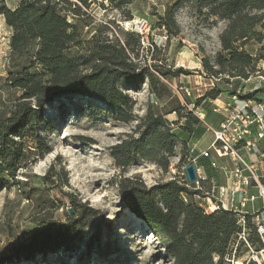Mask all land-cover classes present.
Segmentation results:
<instances>
[{
  "label": "trees",
  "instance_id": "trees-1",
  "mask_svg": "<svg viewBox=\"0 0 264 264\" xmlns=\"http://www.w3.org/2000/svg\"><path fill=\"white\" fill-rule=\"evenodd\" d=\"M88 1L18 0L9 8L5 0H0V16L12 32L8 42L6 82L11 90L19 93L14 111L8 118H0V192L20 185L16 179L19 168L45 152L35 136V126L43 125L40 109L60 96L91 100L105 107L113 121L129 124L135 121L134 104L120 86L138 90L147 84L149 94L164 106L159 108L155 102H148L146 113L139 119L133 135L110 148L115 166L125 169L143 159L167 172L177 145L184 149L181 163L198 156L190 153L188 142L202 137L203 122L188 113L163 82L187 73L182 68L163 72L160 65H151L153 71L147 67L139 69L132 59L141 45L140 35L136 33L123 31V41L101 39L99 31L90 39H84L79 16L81 8L89 7L94 0ZM104 1L117 9L133 2ZM182 4L200 7L208 15L226 21L227 26L219 36L221 51L216 55L215 66L207 58L202 60L205 75L215 80L230 77L240 82L249 79L256 72L257 58L238 43L262 42L264 0H179L164 10V15L158 16L157 27L163 28L168 38L179 34L174 15ZM219 94L220 91L213 89L204 98L194 101V108H199L201 101L211 102ZM262 94L264 90L258 89L241 99L258 102ZM212 110L213 106L211 114L220 117ZM168 114L175 115L176 124L183 120L178 126L183 138L174 134L173 124L165 119ZM30 142L34 147L28 146ZM206 183L209 181L200 180L199 185L204 187ZM120 189L127 209L158 238L173 264H224V258L230 257V247L240 232L236 214L224 209L206 212L189 199L203 197L201 189H195L186 180L175 179L151 189L139 182L123 180ZM207 189L210 190L209 186ZM82 214L79 212L78 217L63 223L49 220L39 223L21 256L27 258L69 249L70 243L83 231L80 228ZM214 258H218L217 263Z\"/></svg>",
  "mask_w": 264,
  "mask_h": 264
},
{
  "label": "rangeland",
  "instance_id": "rangeland-1",
  "mask_svg": "<svg viewBox=\"0 0 264 264\" xmlns=\"http://www.w3.org/2000/svg\"><path fill=\"white\" fill-rule=\"evenodd\" d=\"M5 1L9 8L18 2ZM178 1L133 0L130 5L117 9L107 1L94 0L89 7L81 8L82 37L88 40L99 31L101 39L123 41L125 36L120 24L144 20L140 36V43L142 41L144 45L141 43L136 49L137 55L132 57L134 63L139 69L147 67L149 71H153L151 65H160L163 72L182 68L186 75L166 78L163 82L188 113L213 128L220 122V117L211 114V106L228 103L233 94L241 100L243 95L254 92L253 89L264 90V81L258 77L260 73L264 76V38L260 43L254 40L238 43L257 58L256 72L249 79L240 82L230 77L210 79L202 70V60L207 58L215 66L216 55L221 51L219 36L227 26L226 21L208 15L200 7L182 4L174 15L179 34L168 38L166 31L157 27L158 16L164 15V10ZM68 20L72 21L70 15ZM11 35L0 16V118L10 116L19 96L6 82ZM120 89L134 104L135 121L129 124L113 121L105 107L85 98L80 101L82 98L78 96H60L40 109L43 125L35 126V136L45 152L19 168L16 179L20 185L0 192V264H173L158 238L127 209L120 187L123 180L139 182L146 189L172 179L184 182V168L189 161L180 162L184 149L177 145L175 156L169 159L167 172L143 159L134 161L125 169L115 166L110 148L133 135L139 119L146 113L148 102H155L159 108L164 106L149 94L147 84L138 90L123 86ZM213 89L220 91L217 98L211 102L201 101L200 107L195 109L193 102L204 98ZM165 119L173 124L174 134L183 138L178 127L183 120L176 124L174 114H168ZM205 139L207 136L201 144H206ZM28 146L34 147L31 142ZM191 148L195 149L193 145L188 147ZM196 166H203L207 171L210 169L202 159L196 161ZM226 166L230 169L233 163L227 160ZM201 171L200 168V176ZM189 185L201 189L204 194L189 199L208 212L206 197L210 183L204 187L199 183ZM69 210L73 215L68 214ZM79 212L83 213L80 225L83 231L70 243L69 249L27 258L21 256L39 223L48 220L63 223L78 217ZM249 224L244 238L255 245L254 227ZM229 259L232 263L224 264H244L247 254L243 241L232 243Z\"/></svg>",
  "mask_w": 264,
  "mask_h": 264
},
{
  "label": "built area",
  "instance_id": "built-area-1",
  "mask_svg": "<svg viewBox=\"0 0 264 264\" xmlns=\"http://www.w3.org/2000/svg\"><path fill=\"white\" fill-rule=\"evenodd\" d=\"M144 25V20L124 21L120 24V28L125 32L141 36ZM141 43L144 45L142 41ZM258 77L260 81H264L261 73ZM257 90L253 89V91ZM186 94L190 96L187 90ZM212 112L221 117L216 127L207 125V130L212 134L213 139L208 149L200 151L198 156L189 159L187 165L194 164L197 178L205 180L199 175L200 168L196 166V161L200 157L205 158L211 168L219 170L224 179L230 182L229 188L211 187L206 197V208L209 213L219 209L233 211L240 228L235 241H243L246 248L247 259L244 264H264V184L262 177L256 175V167L244 162L238 153L239 148H242L247 153H257L264 161V153L262 154L259 148L260 142L264 140V97L256 102L240 100L236 94H233L228 103L221 106L214 105ZM194 151L195 149L191 148L190 153L193 154ZM220 160L231 161L233 167L228 169L225 164L219 162ZM249 187L255 188V195L248 192ZM257 200L261 202L260 209L252 208L251 211H247L248 205ZM248 222L254 227L257 239L255 245L244 238ZM217 260L218 258H214L215 263ZM224 261L232 263L228 256L224 258Z\"/></svg>",
  "mask_w": 264,
  "mask_h": 264
},
{
  "label": "crops",
  "instance_id": "crops-1",
  "mask_svg": "<svg viewBox=\"0 0 264 264\" xmlns=\"http://www.w3.org/2000/svg\"><path fill=\"white\" fill-rule=\"evenodd\" d=\"M202 122H203V126L205 128V132L202 135V137H200L197 141L194 140V139H190L189 140V143L191 145H193L195 147V149H196L195 154H198L202 150L208 149L207 147L209 146V144L212 141V136L209 134V131L207 130V125L208 124L206 122H204V121H202ZM253 134H255L254 129H253ZM205 136H207V139H205L206 140L205 141L206 144L203 145V144H201V142H202V140H203V138ZM191 145H189V146H191ZM259 148H260V150H261V152L263 154L264 153V140H262L260 142ZM238 151H239L238 153H239L240 157L242 158V160L244 162H246V163H248L250 165L253 164L256 167V175L259 176V177H262V183L264 184V161L262 160V157L260 155H258L257 153H254V154L247 153L242 148H239ZM200 158H202V157H200ZM205 160H206V164H208L210 166L208 160L207 159H205ZM219 162L221 164H225L226 165V161H224V160H220ZM200 168L202 169L201 177H203L205 179L204 181H209L210 188L211 187L218 188L220 186L224 187V188H229L230 187V182L227 179H224L223 175L220 173L219 170H217V169L214 170L213 168H211V166H210L209 171L204 169L203 166H201ZM245 174L246 173H244V175ZM248 192L250 194H254V195L256 194L255 193L256 192L255 188H252V187L248 188ZM260 206H261V202H260V200H257V201H255L253 204H251L249 206L251 208H249V209L247 208V211H251L252 208L260 209Z\"/></svg>",
  "mask_w": 264,
  "mask_h": 264
},
{
  "label": "water",
  "instance_id": "water-1",
  "mask_svg": "<svg viewBox=\"0 0 264 264\" xmlns=\"http://www.w3.org/2000/svg\"><path fill=\"white\" fill-rule=\"evenodd\" d=\"M186 180L188 181L189 184H196L198 179L196 176V171H195V165L189 163L188 165L185 166L184 168ZM68 214L73 215L72 211L69 210Z\"/></svg>",
  "mask_w": 264,
  "mask_h": 264
},
{
  "label": "bare ground",
  "instance_id": "bare-ground-1",
  "mask_svg": "<svg viewBox=\"0 0 264 264\" xmlns=\"http://www.w3.org/2000/svg\"><path fill=\"white\" fill-rule=\"evenodd\" d=\"M234 264H236V262Z\"/></svg>",
  "mask_w": 264,
  "mask_h": 264
}]
</instances>
